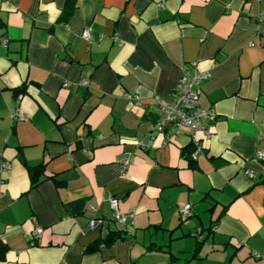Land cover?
Masks as SVG:
<instances>
[{
  "label": "crops",
  "instance_id": "1",
  "mask_svg": "<svg viewBox=\"0 0 264 264\" xmlns=\"http://www.w3.org/2000/svg\"><path fill=\"white\" fill-rule=\"evenodd\" d=\"M69 4L0 0V264H264V0ZM191 63L216 113L196 159L151 103Z\"/></svg>",
  "mask_w": 264,
  "mask_h": 264
},
{
  "label": "built area",
  "instance_id": "2",
  "mask_svg": "<svg viewBox=\"0 0 264 264\" xmlns=\"http://www.w3.org/2000/svg\"><path fill=\"white\" fill-rule=\"evenodd\" d=\"M162 6V4H161ZM81 37L84 40H89L88 29H84L81 33ZM7 39H0V44L5 46ZM209 77V73L206 71H199L196 68L195 63H191V66H184L182 73L177 81L173 97L170 101H162L158 98L151 100V103L156 105L159 111V122L156 124V130L166 129L167 135L170 136L173 129L177 126H183L187 129L190 138L194 141V149L191 153V158L196 159L201 152V148L196 141V133L200 132L205 137L209 136V124L215 119L216 113L212 109H203L199 105V97L201 94L200 84ZM65 84V83H64ZM21 97V94H19ZM129 101H138V97L135 95H125ZM11 119H22L23 115L18 109L10 111ZM255 158L259 161H264V150H259L255 154ZM10 168L9 161H1L0 171H4ZM244 173L253 178L254 173L251 170L245 169ZM111 205L114 208V212L111 219L117 223L124 224L128 215H121L116 210V200L109 197ZM189 204H184L178 209V215L180 220H184L189 215ZM104 222L102 217H92L87 222V229L97 227ZM41 232V228L37 227L34 230V236H38Z\"/></svg>",
  "mask_w": 264,
  "mask_h": 264
},
{
  "label": "trees",
  "instance_id": "3",
  "mask_svg": "<svg viewBox=\"0 0 264 264\" xmlns=\"http://www.w3.org/2000/svg\"><path fill=\"white\" fill-rule=\"evenodd\" d=\"M74 0H70V4H73ZM28 173H29V177H30V185L33 186L35 184V178L36 176L42 172L43 170V165L42 163H39L35 166H28L27 167ZM182 221V220H181ZM117 237H121L120 233L115 231L113 233H111L106 239V242L112 241ZM200 248V242L197 243V247L195 249V252L193 253V256L195 255V253L197 252V250ZM7 250V247L5 244H3L2 242H0V261H2L4 259V255L5 252Z\"/></svg>",
  "mask_w": 264,
  "mask_h": 264
}]
</instances>
